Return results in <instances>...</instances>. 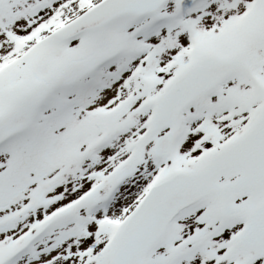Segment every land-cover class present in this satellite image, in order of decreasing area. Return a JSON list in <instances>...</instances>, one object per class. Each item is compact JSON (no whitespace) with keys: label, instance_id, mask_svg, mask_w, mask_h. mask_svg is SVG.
Masks as SVG:
<instances>
[{"label":"snow or ice","instance_id":"snow-or-ice-1","mask_svg":"<svg viewBox=\"0 0 264 264\" xmlns=\"http://www.w3.org/2000/svg\"><path fill=\"white\" fill-rule=\"evenodd\" d=\"M0 264H264V0H0Z\"/></svg>","mask_w":264,"mask_h":264}]
</instances>
